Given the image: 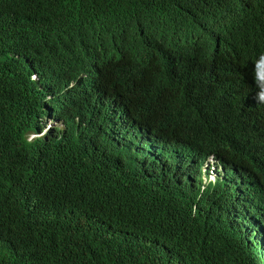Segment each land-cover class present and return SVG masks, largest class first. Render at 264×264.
<instances>
[{
    "label": "trees",
    "instance_id": "16d2710c",
    "mask_svg": "<svg viewBox=\"0 0 264 264\" xmlns=\"http://www.w3.org/2000/svg\"><path fill=\"white\" fill-rule=\"evenodd\" d=\"M0 264H264V0H0Z\"/></svg>",
    "mask_w": 264,
    "mask_h": 264
},
{
    "label": "clouds",
    "instance_id": "9594fccd",
    "mask_svg": "<svg viewBox=\"0 0 264 264\" xmlns=\"http://www.w3.org/2000/svg\"><path fill=\"white\" fill-rule=\"evenodd\" d=\"M36 78V76H34V77H32V80H34ZM45 120H46V122H45ZM47 120L48 121H56V120H60V122H62V124H63V127L62 128H57V127H51V125H48L47 124ZM42 125H43V129H44V132L45 131H49V130H53V129H60V130H63V128H64V123H63V120H62V118H57V117H53V116H51V117H45V118H43L42 119ZM209 165H211V168H212V170L210 171V168H209ZM204 167V168H203ZM206 167V168H205ZM202 172H201V174L203 173L204 174V176L207 178L206 179V183L205 184H208V183H214L215 182V179H216V177H215V168L213 167V164H211L210 162H207L206 164H204V166H202ZM209 170V171H208ZM201 174H200V176H201ZM214 175V176H213ZM202 181V180H201ZM208 181V182H207ZM203 184V183H202Z\"/></svg>",
    "mask_w": 264,
    "mask_h": 264
},
{
    "label": "rangeland",
    "instance_id": "374dc122",
    "mask_svg": "<svg viewBox=\"0 0 264 264\" xmlns=\"http://www.w3.org/2000/svg\"><path fill=\"white\" fill-rule=\"evenodd\" d=\"M45 122H46V120H45ZM47 124H48V125H51V127H57V128H62V127H63V124H62V122H60V120H56V121H54V122H53V121L50 122V121L47 120ZM203 168H204V167H203ZM205 168H206V167H205ZM209 168H210V171H211V170H212L211 165H209ZM213 176H214V175H213ZM200 177H201L202 183L205 184L207 178L204 176L203 173L201 174ZM207 182H208V181H207Z\"/></svg>",
    "mask_w": 264,
    "mask_h": 264
}]
</instances>
